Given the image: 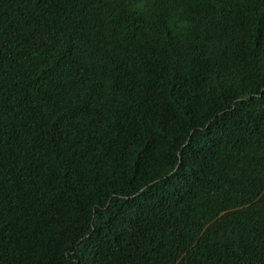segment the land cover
I'll use <instances>...</instances> for the list:
<instances>
[{
	"label": "trees",
	"instance_id": "16d2710c",
	"mask_svg": "<svg viewBox=\"0 0 264 264\" xmlns=\"http://www.w3.org/2000/svg\"><path fill=\"white\" fill-rule=\"evenodd\" d=\"M0 264H264V0H0Z\"/></svg>",
	"mask_w": 264,
	"mask_h": 264
}]
</instances>
